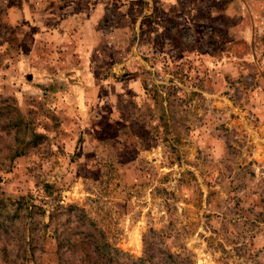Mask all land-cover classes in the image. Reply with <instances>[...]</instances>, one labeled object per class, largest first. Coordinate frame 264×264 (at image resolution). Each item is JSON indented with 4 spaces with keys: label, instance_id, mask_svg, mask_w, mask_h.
<instances>
[{
    "label": "rangeland",
    "instance_id": "374dc122",
    "mask_svg": "<svg viewBox=\"0 0 264 264\" xmlns=\"http://www.w3.org/2000/svg\"><path fill=\"white\" fill-rule=\"evenodd\" d=\"M58 2L0 0V264H264V0L132 79Z\"/></svg>",
    "mask_w": 264,
    "mask_h": 264
},
{
    "label": "crops",
    "instance_id": "0c3cea01",
    "mask_svg": "<svg viewBox=\"0 0 264 264\" xmlns=\"http://www.w3.org/2000/svg\"><path fill=\"white\" fill-rule=\"evenodd\" d=\"M54 15H65L61 18L58 30L66 32L70 25L79 24L78 31L90 27L92 31L106 28L107 35L113 44H109L110 53L98 50L96 39L91 43H83L90 48L88 55H100L101 59L110 62L111 75L107 78L132 79L127 71L132 59H138L140 50H143L146 40L149 42L157 38L158 33L177 28L183 31L185 46L189 48L193 33L205 31L208 23L212 22V29L218 28L214 24L215 18L223 20L231 16L240 7L239 0H58ZM81 16H87L84 22ZM197 16V17H195ZM195 17V18H194ZM216 18V20H217ZM108 22V23H107ZM107 23V24H106ZM168 23L169 26L166 25ZM170 28V29H169ZM70 31V30H69ZM240 34L239 30H236ZM101 35L102 32H101ZM150 37V39H148ZM135 39V41H132ZM202 40V39H201ZM201 40H198L202 42ZM107 41V40H106ZM187 43V44H186ZM80 45V46H82ZM139 48V49H138ZM119 50V51H117ZM88 52V51H87ZM82 56V55H81ZM105 56V57H102ZM90 62V59L89 61ZM123 66L125 74L118 75L116 66ZM73 76L74 73L71 74Z\"/></svg>",
    "mask_w": 264,
    "mask_h": 264
}]
</instances>
